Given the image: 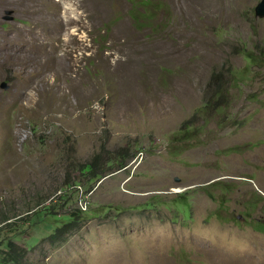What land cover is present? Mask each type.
Listing matches in <instances>:
<instances>
[{
    "label": "rangeland",
    "instance_id": "1",
    "mask_svg": "<svg viewBox=\"0 0 264 264\" xmlns=\"http://www.w3.org/2000/svg\"><path fill=\"white\" fill-rule=\"evenodd\" d=\"M260 1L0 0V239L25 264H264Z\"/></svg>",
    "mask_w": 264,
    "mask_h": 264
},
{
    "label": "trees",
    "instance_id": "2",
    "mask_svg": "<svg viewBox=\"0 0 264 264\" xmlns=\"http://www.w3.org/2000/svg\"><path fill=\"white\" fill-rule=\"evenodd\" d=\"M249 58L254 63L258 62L256 61V59H254L251 56ZM259 62H261L260 64L264 63V54L262 55V58ZM119 155H121L122 157L120 161H115L119 165L117 170H120L121 168L124 167V155L118 154L116 157H118ZM98 160H99V155L95 154L89 162H85L84 164H82L80 169L86 172L90 177L97 176L98 173L96 171L95 166ZM37 210H38V207H36L32 212L26 213V215L34 214L35 212H37ZM74 216L75 214H72V217ZM68 220L69 221L61 223L60 226H57L55 230L51 234L48 235L47 240L64 241L65 240L64 237H66L76 227V224H77V220L75 219L69 218ZM14 235L15 236L13 237H7L4 239H0V264H25L26 262L25 256L29 248H26L23 246L17 247L15 240L19 235L18 233H15Z\"/></svg>",
    "mask_w": 264,
    "mask_h": 264
},
{
    "label": "water",
    "instance_id": "3",
    "mask_svg": "<svg viewBox=\"0 0 264 264\" xmlns=\"http://www.w3.org/2000/svg\"><path fill=\"white\" fill-rule=\"evenodd\" d=\"M8 15H12L13 12H7ZM6 16L4 18L5 21H8V22H11V21H14L15 18L14 16ZM255 16L256 18H259V19H264V0H261L258 5L255 7ZM0 88L6 90L8 88V86L5 84V83H2L0 85Z\"/></svg>",
    "mask_w": 264,
    "mask_h": 264
},
{
    "label": "flooded vegetation",
    "instance_id": "4",
    "mask_svg": "<svg viewBox=\"0 0 264 264\" xmlns=\"http://www.w3.org/2000/svg\"><path fill=\"white\" fill-rule=\"evenodd\" d=\"M248 179H252V177H248ZM240 217H242V216H240ZM239 219H240V218H239ZM244 219L246 220V218H244ZM246 221H247V220H246ZM261 225H263V226L261 227ZM251 227L254 228L256 232H260L261 234H263V233L261 232V230L264 229V219H262V218H258V219L256 220L255 225H253V226H251Z\"/></svg>",
    "mask_w": 264,
    "mask_h": 264
},
{
    "label": "bare ground",
    "instance_id": "5",
    "mask_svg": "<svg viewBox=\"0 0 264 264\" xmlns=\"http://www.w3.org/2000/svg\"><path fill=\"white\" fill-rule=\"evenodd\" d=\"M72 21L71 17L68 18V23H70ZM180 190V189H177Z\"/></svg>",
    "mask_w": 264,
    "mask_h": 264
}]
</instances>
